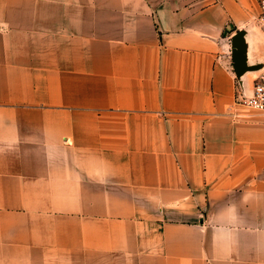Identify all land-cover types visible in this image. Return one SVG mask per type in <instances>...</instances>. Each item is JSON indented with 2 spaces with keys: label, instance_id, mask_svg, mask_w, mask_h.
Listing matches in <instances>:
<instances>
[{
  "label": "crops",
  "instance_id": "obj_1",
  "mask_svg": "<svg viewBox=\"0 0 264 264\" xmlns=\"http://www.w3.org/2000/svg\"><path fill=\"white\" fill-rule=\"evenodd\" d=\"M253 2L0 0V264H264Z\"/></svg>",
  "mask_w": 264,
  "mask_h": 264
},
{
  "label": "water",
  "instance_id": "obj_2",
  "mask_svg": "<svg viewBox=\"0 0 264 264\" xmlns=\"http://www.w3.org/2000/svg\"><path fill=\"white\" fill-rule=\"evenodd\" d=\"M252 32L251 27L238 30L232 36V60L240 85L247 89L246 72L248 70L264 69V60L252 57Z\"/></svg>",
  "mask_w": 264,
  "mask_h": 264
},
{
  "label": "built area",
  "instance_id": "obj_3",
  "mask_svg": "<svg viewBox=\"0 0 264 264\" xmlns=\"http://www.w3.org/2000/svg\"><path fill=\"white\" fill-rule=\"evenodd\" d=\"M259 13L255 18V24L264 33V0H259ZM235 100L248 107L253 114L264 120V69L252 78L251 85L246 90L240 88L235 95Z\"/></svg>",
  "mask_w": 264,
  "mask_h": 264
},
{
  "label": "rangeland",
  "instance_id": "obj_4",
  "mask_svg": "<svg viewBox=\"0 0 264 264\" xmlns=\"http://www.w3.org/2000/svg\"><path fill=\"white\" fill-rule=\"evenodd\" d=\"M258 1L259 0H254L253 2V6L254 7H258ZM249 27H251V29H253L254 32H262L261 29L254 23L252 22L251 24L248 25ZM263 33V32H262ZM264 34V33H263ZM225 55L226 58L230 61V63L232 62V40L230 39V41L228 42V47H226L225 50ZM237 76V75H236ZM241 85L238 79V76L236 77V90H235V95L238 93V91L240 90ZM236 101V100H235ZM251 111V110H250Z\"/></svg>",
  "mask_w": 264,
  "mask_h": 264
},
{
  "label": "bare ground",
  "instance_id": "obj_5",
  "mask_svg": "<svg viewBox=\"0 0 264 264\" xmlns=\"http://www.w3.org/2000/svg\"><path fill=\"white\" fill-rule=\"evenodd\" d=\"M257 72H258L257 70H248L246 73H247L248 75H250V77H251V76H253V75H256ZM247 74H246V75H247Z\"/></svg>",
  "mask_w": 264,
  "mask_h": 264
}]
</instances>
